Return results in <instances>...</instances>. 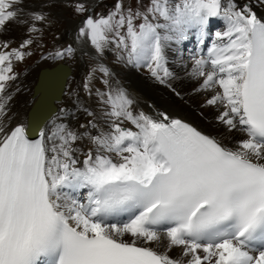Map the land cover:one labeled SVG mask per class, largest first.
Returning <instances> with one entry per match:
<instances>
[{"label":"snow or ice","instance_id":"1","mask_svg":"<svg viewBox=\"0 0 264 264\" xmlns=\"http://www.w3.org/2000/svg\"><path fill=\"white\" fill-rule=\"evenodd\" d=\"M57 5L83 17L76 37L96 63L72 107L33 139L12 124L16 67L41 46ZM89 7L0 0V264H264V17L253 0H116L106 15ZM216 21L223 29L204 53ZM193 38L190 70L182 66L201 107L238 136L231 146L138 111L103 63L115 52L175 92L169 53L182 60ZM76 57L67 44L42 58Z\"/></svg>","mask_w":264,"mask_h":264},{"label":"bare ground","instance_id":"2","mask_svg":"<svg viewBox=\"0 0 264 264\" xmlns=\"http://www.w3.org/2000/svg\"><path fill=\"white\" fill-rule=\"evenodd\" d=\"M253 9L259 16H264V7L257 6L255 0H253ZM13 33L14 31L11 33V35ZM67 33L76 38V33L73 29L72 31L71 29H69ZM175 58L181 60L176 53H174V55H169L170 63H172L173 65L175 64ZM181 61H184V59H182ZM133 71H131L129 75V79L126 83V89L128 90L131 97L137 102L136 108L138 111L142 110L145 113L152 115L153 117H157L159 113H166L168 116L175 117L176 115L178 116L179 113L188 112L193 117L198 118V115L193 110H191L183 101L176 99L177 97H175V95L176 93H179L178 91L175 90V92H173L169 88L164 89L158 84H155V81L151 77L144 76L143 73L138 72V69L136 68ZM37 79L38 71L35 73V76H32V73L30 72L24 75L23 82H21L19 85L20 91L16 93L14 101L13 112L16 114V116L12 121L13 126H15L19 122L26 121L28 110L34 102L33 90L34 84L37 82ZM180 85L181 83H175L174 87H179ZM183 86L185 87V89L193 90V93L191 95L189 94V91L185 90L186 92H188L185 97L194 98L201 102L203 101V99L201 98V94L194 93V89L196 87L195 82H183ZM168 94L171 96V98ZM179 95L181 96V93H179ZM64 107L71 108L72 104H67ZM155 107L159 112L154 111ZM207 114L209 116H216L215 110L210 108H205V115L207 116ZM55 117L53 119H55ZM47 125L48 122L44 128H46ZM206 127L209 129V131L221 135L224 139L233 136L225 133L223 128L213 119H210Z\"/></svg>","mask_w":264,"mask_h":264},{"label":"rangeland","instance_id":"3","mask_svg":"<svg viewBox=\"0 0 264 264\" xmlns=\"http://www.w3.org/2000/svg\"><path fill=\"white\" fill-rule=\"evenodd\" d=\"M72 26V25H71ZM71 31H72V29H71ZM134 69H132L131 71H133ZM33 72H37V71H35V70H32V71H30V73H32V76H35V73H33ZM134 72V71H133ZM139 72V71H138ZM141 73V72H140ZM127 79H129V77H127ZM128 81V80H127ZM72 97V94H70V95H68L67 96V98H66V100H70V98ZM69 105V104H68Z\"/></svg>","mask_w":264,"mask_h":264}]
</instances>
